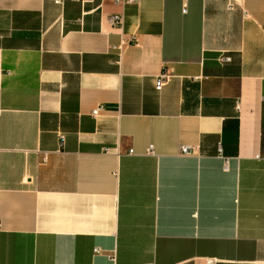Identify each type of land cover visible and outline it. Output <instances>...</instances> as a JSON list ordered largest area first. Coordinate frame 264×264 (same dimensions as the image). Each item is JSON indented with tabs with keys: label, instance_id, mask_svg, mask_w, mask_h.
<instances>
[{
	"label": "crops",
	"instance_id": "0c3cea01",
	"mask_svg": "<svg viewBox=\"0 0 264 264\" xmlns=\"http://www.w3.org/2000/svg\"><path fill=\"white\" fill-rule=\"evenodd\" d=\"M0 264H264V0H0Z\"/></svg>",
	"mask_w": 264,
	"mask_h": 264
},
{
	"label": "built area",
	"instance_id": "2783aa9c",
	"mask_svg": "<svg viewBox=\"0 0 264 264\" xmlns=\"http://www.w3.org/2000/svg\"><path fill=\"white\" fill-rule=\"evenodd\" d=\"M62 1L63 0H56V3L58 4H62ZM85 1H89V0H85ZM117 4H130V3H134L136 2L137 0H115ZM186 11L184 10V13ZM111 24L116 27V28H121L122 25H123V17L120 16V15H116V16H113L111 18ZM226 61H230L229 58H226ZM170 79V76L167 74V73H163L157 80L156 82V89L158 91H160L163 86L169 81ZM102 108H98L97 110H95L93 112V116L96 117L99 115L100 111H101ZM63 144V143H62ZM132 153V152H131ZM183 154L184 155H187L189 154L188 150L186 148L183 149ZM97 253H99V251H97Z\"/></svg>",
	"mask_w": 264,
	"mask_h": 264
}]
</instances>
